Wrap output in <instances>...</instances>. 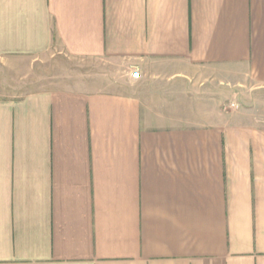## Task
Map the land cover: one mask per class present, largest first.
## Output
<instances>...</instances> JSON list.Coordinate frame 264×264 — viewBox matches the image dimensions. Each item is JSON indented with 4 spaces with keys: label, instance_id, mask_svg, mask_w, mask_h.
Instances as JSON below:
<instances>
[{
    "label": "crops",
    "instance_id": "obj_1",
    "mask_svg": "<svg viewBox=\"0 0 264 264\" xmlns=\"http://www.w3.org/2000/svg\"><path fill=\"white\" fill-rule=\"evenodd\" d=\"M227 83L264 99V0H0V264H264Z\"/></svg>",
    "mask_w": 264,
    "mask_h": 264
},
{
    "label": "rangeland",
    "instance_id": "obj_2",
    "mask_svg": "<svg viewBox=\"0 0 264 264\" xmlns=\"http://www.w3.org/2000/svg\"><path fill=\"white\" fill-rule=\"evenodd\" d=\"M226 95H227V102L229 101V98L232 96V92L237 93L236 99H239L240 96L243 95V98L241 99L242 103L245 106H252L253 109L257 110L258 113H263L264 114V99L263 101H254L253 103L251 102V104L247 103V97L248 96H252V97H256V95H254L251 90L249 89V91H247L248 88H246L245 86H233V85H229L228 83L226 84ZM246 96V97H245ZM238 97V98H237ZM247 98V99H246ZM264 98V97H262ZM245 100V101H244Z\"/></svg>",
    "mask_w": 264,
    "mask_h": 264
},
{
    "label": "built area",
    "instance_id": "obj_3",
    "mask_svg": "<svg viewBox=\"0 0 264 264\" xmlns=\"http://www.w3.org/2000/svg\"><path fill=\"white\" fill-rule=\"evenodd\" d=\"M132 75H133V77L138 78V77L140 76V72H139V70H138V69L133 70ZM231 107H232V108H238L239 105H238L237 103H234V102H233V103L231 104Z\"/></svg>",
    "mask_w": 264,
    "mask_h": 264
}]
</instances>
